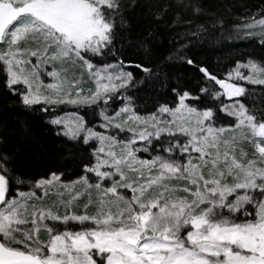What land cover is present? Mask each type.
I'll return each instance as SVG.
<instances>
[{"label": "snow or ice", "instance_id": "6c2138e0", "mask_svg": "<svg viewBox=\"0 0 264 264\" xmlns=\"http://www.w3.org/2000/svg\"><path fill=\"white\" fill-rule=\"evenodd\" d=\"M179 6L204 14L198 0ZM140 7L0 0L5 93L88 154L75 178L29 181L0 136V264H264V110L245 104L247 86L264 87V55L222 76L183 51L154 62L156 34L137 35ZM225 25L213 17L218 35L200 25L192 37L264 53V7ZM176 64L194 87L172 81L165 69Z\"/></svg>", "mask_w": 264, "mask_h": 264}, {"label": "trees", "instance_id": "16d2710c", "mask_svg": "<svg viewBox=\"0 0 264 264\" xmlns=\"http://www.w3.org/2000/svg\"><path fill=\"white\" fill-rule=\"evenodd\" d=\"M139 2L141 7L136 9L133 19L140 29L137 35L144 31L156 34V48L151 57L154 62L162 64V56L173 50L183 51L188 57H195L222 76L226 70H232L236 61L248 58L249 54L255 59L264 55L256 44L247 41L212 43L210 40L205 42L204 39L192 37V32L200 25L207 29V32L201 34L204 37L207 38L212 33L218 35L219 30L211 27L213 17H223L226 20L225 26L236 24L246 12H257L264 7V0H198L204 6V14L200 16L193 15L188 9L180 7L182 0H139ZM47 70H51L50 65ZM165 72L170 73L172 81L178 82L181 86L186 84L195 86L190 83L194 80V74L185 65L176 64L165 69ZM42 79L46 83L51 77L42 75ZM247 88L251 95H248L245 101L246 107L257 112L264 110V87L247 86ZM139 95L142 97L140 108L142 110L146 107L151 108L154 102L152 96L145 93ZM221 99L229 103L227 99ZM210 101L216 103L211 97L206 98L204 103ZM73 110L74 107L69 105L65 108V112L68 113ZM88 118L94 119L91 114ZM231 122L223 116L219 120L221 124ZM0 136H6L7 143L19 152L18 163L22 170L29 174V181L39 179L51 172H63L66 177L75 178L88 155L82 147L56 136L41 113L18 109L16 102L5 93L2 84H0ZM141 156L143 158L145 154ZM130 194L129 192L128 195ZM79 227L76 226L73 230H79ZM41 235L42 239H46V234Z\"/></svg>", "mask_w": 264, "mask_h": 264}, {"label": "rangeland", "instance_id": "374dc122", "mask_svg": "<svg viewBox=\"0 0 264 264\" xmlns=\"http://www.w3.org/2000/svg\"><path fill=\"white\" fill-rule=\"evenodd\" d=\"M241 71H246V70L242 69ZM41 79H42V75H41ZM42 80H43L44 84H49V83H54L55 82L52 78L50 79V81H47L46 83H45L44 79H42ZM69 106H71V105H69ZM71 107H73V106H71Z\"/></svg>", "mask_w": 264, "mask_h": 264}]
</instances>
